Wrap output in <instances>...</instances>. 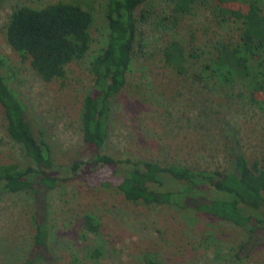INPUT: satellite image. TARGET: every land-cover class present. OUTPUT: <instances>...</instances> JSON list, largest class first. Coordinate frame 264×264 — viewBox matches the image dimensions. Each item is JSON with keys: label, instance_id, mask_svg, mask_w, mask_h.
Instances as JSON below:
<instances>
[{"label": "rangeland", "instance_id": "1", "mask_svg": "<svg viewBox=\"0 0 264 264\" xmlns=\"http://www.w3.org/2000/svg\"><path fill=\"white\" fill-rule=\"evenodd\" d=\"M73 1L92 12V42L87 54L66 66L63 79L45 81L4 38V28L18 5L41 7ZM174 0H150L135 11L137 37L126 82L111 100L109 136L102 149L115 158L152 159L162 165L227 171L229 155L224 135L235 131L238 147L249 160L264 155V105L252 99L245 81L212 77L203 63L212 42L237 33L234 23L218 24L207 6H199L169 24ZM261 1V0H260ZM107 0H0L1 70L26 107L37 140L50 147L52 173L59 181L47 192L46 224L51 261L31 264H264V236L240 250L249 239L243 228L216 216L168 204L130 202L116 184L89 185L81 175L91 173V152L83 142L80 115L83 98L93 92L90 61L108 34ZM264 13V0L260 2ZM243 10V9H241ZM143 11V13H142ZM182 37L186 72L178 75L162 60L167 41ZM194 49L199 57L190 58ZM81 161L74 174L70 166ZM31 164L7 134L0 106V163ZM110 178L108 171L103 174ZM112 181V180H110ZM155 190L174 189L179 182L166 174ZM200 195L212 196L203 186ZM27 192H3L0 199V264H22L32 250L34 201ZM92 215L99 233L86 231L83 217ZM96 249L95 254L93 250Z\"/></svg>", "mask_w": 264, "mask_h": 264}, {"label": "trees", "instance_id": "2", "mask_svg": "<svg viewBox=\"0 0 264 264\" xmlns=\"http://www.w3.org/2000/svg\"><path fill=\"white\" fill-rule=\"evenodd\" d=\"M261 1L174 0L167 20L169 24H176L181 16L199 6H207L218 24H236V35L212 42L213 52L207 56L203 67L212 77L248 82L253 88L252 99L264 105V13ZM149 2L107 0V39L90 61L93 92L84 96L80 115L83 142L91 152L87 163L97 167L80 178L89 185L116 184L130 202L168 204L230 222L249 234V239L240 245L242 250L264 236V155L247 159L238 147L234 130H228L224 135L230 161L227 171L162 165L152 159L137 157L115 158L102 151L109 136L111 100L125 85L126 73L133 62L137 37L135 11ZM93 21L92 12L73 1H57L41 7L22 4L9 15L4 38L12 50L29 59L40 78L45 81L63 79L66 66L81 60L90 49ZM182 42V37L177 35L167 41L162 50V60L178 75L186 72L187 51ZM188 55L190 58L199 57L194 49L188 51ZM9 78L10 73L0 69V106L6 131L31 164L0 163V199L3 192L31 194L36 211L33 247L22 264H31L37 259L50 262L48 243L52 232L46 224L45 198L59 179L52 173L50 147L44 140L36 139L26 116L25 104L9 85ZM81 164L78 160L72 162L71 172H77ZM105 171L109 172V179L103 176ZM163 174L179 182V186L159 191L148 186V182L161 183ZM203 186L211 188L214 194L200 195ZM83 226L86 231L99 233L100 226L90 214L83 217ZM93 252L99 254L96 249ZM146 263L157 264L150 256L146 257Z\"/></svg>", "mask_w": 264, "mask_h": 264}]
</instances>
